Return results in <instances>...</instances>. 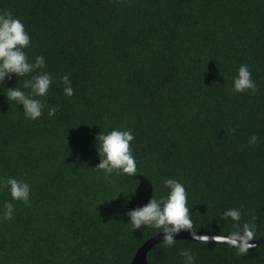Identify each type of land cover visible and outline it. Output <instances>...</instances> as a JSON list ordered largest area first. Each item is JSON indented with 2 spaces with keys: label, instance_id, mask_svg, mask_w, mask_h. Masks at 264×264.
<instances>
[{
  "label": "trees",
  "instance_id": "trees-1",
  "mask_svg": "<svg viewBox=\"0 0 264 264\" xmlns=\"http://www.w3.org/2000/svg\"><path fill=\"white\" fill-rule=\"evenodd\" d=\"M5 12L30 37L28 62L45 65L0 82V264H131L171 225L135 229L127 214L166 199L168 179L184 186L197 235L264 234V0H0ZM243 64L255 92L234 90ZM43 73L52 83L31 120L7 89L30 94ZM114 129L134 136L133 177L95 169L99 135ZM10 177L29 184L28 204ZM148 264H264V243L164 242Z\"/></svg>",
  "mask_w": 264,
  "mask_h": 264
},
{
  "label": "clouds",
  "instance_id": "clouds-1",
  "mask_svg": "<svg viewBox=\"0 0 264 264\" xmlns=\"http://www.w3.org/2000/svg\"><path fill=\"white\" fill-rule=\"evenodd\" d=\"M30 37L25 31L23 23L12 16L11 13L5 12L0 14V82L10 78L13 74L22 77L30 74L34 69H41L45 65L44 58L37 57L34 63H29L24 49L29 47ZM63 83L65 85L64 92L66 95H73V88L69 78L64 76ZM52 83L50 74L43 73L36 76L31 81L25 83V87L31 88V93L26 94L20 88L7 89V100L15 102L23 106L25 117L36 120L42 115L44 105L35 97H43L47 94ZM234 90L242 93L245 90L256 91V84L252 79L249 66L243 64L238 69V75L233 78ZM56 109H50L49 115H55ZM100 145L98 153L100 163L95 167L98 171H103L106 178L110 177L113 172L124 173L135 176L137 166L135 158L130 151V142L134 140L131 131L128 130H112L108 134L101 133L99 135ZM258 137L253 135L250 143H256ZM7 185L10 186L11 196L14 200L29 203L30 187L24 181H18L15 178H8ZM165 187L169 189L166 199L157 200L152 198L149 203L141 208L130 211L127 215L130 217V224L139 229L142 226L164 227L165 243L169 246L173 245L172 233H177L181 229L191 227L189 218V209L186 207V192L184 186L172 179L165 181ZM103 205V204H102ZM3 219H11L13 205L5 204ZM226 217L239 219V212L229 210ZM248 237L251 232H247ZM251 245L245 242L241 247V252L247 251ZM182 256L188 257L190 262L194 261V257L188 252H182Z\"/></svg>",
  "mask_w": 264,
  "mask_h": 264
},
{
  "label": "water",
  "instance_id": "water-1",
  "mask_svg": "<svg viewBox=\"0 0 264 264\" xmlns=\"http://www.w3.org/2000/svg\"><path fill=\"white\" fill-rule=\"evenodd\" d=\"M165 233L158 234L155 237L151 238L147 241L138 251L133 259L131 264H148V255L151 250L160 243L165 242ZM173 241L176 240H189V241H196V242H213V243H224L234 248L243 247L245 243H239L236 241H232L227 238L222 237H207V236H200L195 233L192 227L187 229H181L177 233H172ZM264 243V234L257 240L247 243L251 245L247 250L256 248Z\"/></svg>",
  "mask_w": 264,
  "mask_h": 264
}]
</instances>
